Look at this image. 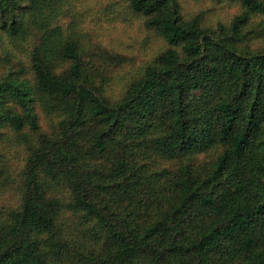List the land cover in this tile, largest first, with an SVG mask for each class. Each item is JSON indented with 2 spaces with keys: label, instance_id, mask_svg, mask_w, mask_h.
Returning a JSON list of instances; mask_svg holds the SVG:
<instances>
[{
  "label": "trees",
  "instance_id": "obj_1",
  "mask_svg": "<svg viewBox=\"0 0 264 264\" xmlns=\"http://www.w3.org/2000/svg\"><path fill=\"white\" fill-rule=\"evenodd\" d=\"M77 1L0 0V264H264V0H122L165 50L117 97Z\"/></svg>",
  "mask_w": 264,
  "mask_h": 264
},
{
  "label": "rangeland",
  "instance_id": "obj_2",
  "mask_svg": "<svg viewBox=\"0 0 264 264\" xmlns=\"http://www.w3.org/2000/svg\"><path fill=\"white\" fill-rule=\"evenodd\" d=\"M219 3L221 1L218 0H186L185 8L188 13L197 10L207 12L210 20H225L238 12L237 5L233 3L229 5ZM76 15L84 18L82 22L85 29L91 31V41L96 44V47L106 49L112 55L122 56L119 64L109 61L107 59L109 54L98 60L100 65L110 66L112 73H106V75L111 77L108 93L113 97L120 96L132 79L141 73V68L165 50L164 43L157 39L156 35L146 32L142 26V20L129 13L122 0H78ZM24 59L27 62V55ZM42 124L43 128H48L46 118H43ZM6 138L5 144L13 136L7 134ZM2 150L10 149L4 146ZM20 155H24L23 151H20ZM19 162L22 163L23 159L20 158ZM18 167L19 163L15 169ZM14 188L15 186H12L8 190L4 188L3 191L0 190V209L9 208L17 203L18 198Z\"/></svg>",
  "mask_w": 264,
  "mask_h": 264
}]
</instances>
